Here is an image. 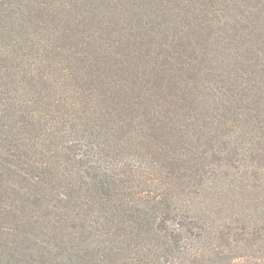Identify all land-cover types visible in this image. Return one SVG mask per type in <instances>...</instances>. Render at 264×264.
<instances>
[{"label": "trees", "instance_id": "trees-1", "mask_svg": "<svg viewBox=\"0 0 264 264\" xmlns=\"http://www.w3.org/2000/svg\"><path fill=\"white\" fill-rule=\"evenodd\" d=\"M81 6V0H0V264H264V237H253L261 224L226 233L204 217L209 210L195 208L200 188L220 176L217 165L229 155L209 123L231 116L180 108L183 96L191 100L188 86L175 82V94L165 95L170 72L151 65L137 75V58L106 72L87 65L85 48L69 43L78 36L73 10ZM130 43L127 53L137 54ZM197 50L202 63L206 52L197 46L183 50L180 61L186 65V54ZM137 55L144 62V53ZM215 65L210 74L218 72ZM116 70L130 78L111 81ZM62 81L78 94H60ZM259 98L235 114L227 141L249 127L259 146L249 155L263 166L264 94ZM161 99L172 110L162 111ZM167 111L171 124L180 117L166 132L159 119ZM185 116L197 121L200 136L183 132ZM144 164L155 171L153 185L143 180Z\"/></svg>", "mask_w": 264, "mask_h": 264}, {"label": "rangeland", "instance_id": "rangeland-1", "mask_svg": "<svg viewBox=\"0 0 264 264\" xmlns=\"http://www.w3.org/2000/svg\"><path fill=\"white\" fill-rule=\"evenodd\" d=\"M100 2L99 4L98 0H81V8L75 7L73 10L80 29L75 34L78 36H74L69 42L73 45L72 48L84 47L88 52L86 64H96V69L102 72L111 68L120 69L124 63L121 65L118 61L123 58L127 59V64H130L131 59H139L135 61L138 66L134 67L137 75H139L138 72L141 73V69L151 65L154 67L151 69L153 71L166 69L170 74L163 80L169 81L170 89H163L165 95L175 94L171 90L175 82H177L176 86H188L187 93L191 100L187 104V97L183 96L180 108L188 109V106L206 108L212 113L216 110L217 112L214 113L219 114H223V110L227 111L225 118L228 115L231 118L226 120L223 116L216 118L209 123V126L217 132L219 144L229 148V155L224 160L222 157L220 165H217L220 176L207 181L200 188L199 196L195 198V208L197 211L209 210L202 211L204 217L214 219L217 225L226 226V233L240 229L246 222L258 223L261 225L254 231L253 237H264V228L262 229L264 165L262 166L263 161L259 162L249 155L250 149L259 148L257 139L254 135L250 137L251 132L248 127L246 128L248 133L244 132L246 134L243 137L239 133L241 136L239 139L227 141V136L231 137L230 124L235 122V114L239 112L237 117H241L247 112L246 109L251 107L257 98L260 99L261 94H264V0H115V2L106 0ZM80 32L81 36H79ZM127 41L131 42L129 45L137 50V54L141 51L144 53L143 56H146L144 62L142 56L138 57L139 55H134L133 52L127 53ZM112 42L115 43L108 45ZM176 43L181 44L176 45ZM187 43L192 45L181 49L183 48L181 45H187ZM193 46L205 50V61L200 63L202 57L197 50L186 54L184 57L186 65H184L180 61L182 58L179 54L182 55L183 50L190 51ZM101 52L106 55L104 59ZM12 54L16 58L14 52ZM100 62L102 63L99 64ZM180 62L177 69H174ZM209 62L212 65L216 64L213 68L218 69V72L210 74L212 65L208 68ZM125 67H127L126 64ZM175 70L180 77L175 76ZM116 71L119 75H114L111 81H126L125 78H130ZM218 73L228 81H220ZM96 77L93 76L92 79ZM134 78H136L134 81H145L137 76ZM80 80L78 78L75 81ZM81 81H88V79ZM65 84L66 82L62 81L61 86H58L57 91L60 94H78L77 90L74 92L75 89L67 88ZM134 86L137 87V83H134ZM175 88L172 89L176 90ZM162 97L163 95L160 98ZM122 101L124 104L127 103ZM161 102L164 104L161 107L162 111L171 109L168 108L167 99H161ZM176 103L177 100L174 106L177 111L179 106ZM262 111L264 114L263 109ZM167 114L159 119L162 121L161 126L165 125L166 132L170 131L169 126L177 128L174 119L178 121L180 117V114L176 115L171 124L172 119L168 118L169 111ZM251 116L250 114L245 116L246 120ZM184 118L185 121L182 125L180 124V127L184 126L183 132H191L195 137L200 136L199 132H195L198 128L197 121L194 120L196 123L192 125L187 120L189 119L187 116ZM173 131L175 138L179 130ZM241 139L246 140V143ZM205 141L208 142L206 144L208 149L212 147V140H204V143ZM182 142L187 143L184 139ZM99 157L96 159L104 164L106 159L102 158L103 156ZM143 167V180L147 183L150 181L153 185L156 182L155 171L148 164H144Z\"/></svg>", "mask_w": 264, "mask_h": 264}]
</instances>
